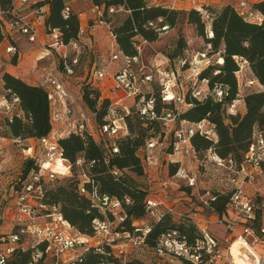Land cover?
Wrapping results in <instances>:
<instances>
[{"label": "built area", "instance_id": "built-area-1", "mask_svg": "<svg viewBox=\"0 0 264 264\" xmlns=\"http://www.w3.org/2000/svg\"><path fill=\"white\" fill-rule=\"evenodd\" d=\"M157 2L158 0L147 1L148 5H156ZM35 3V0H12L11 8L3 10L0 6L2 31L5 25L8 24L12 29L19 30L28 38L29 42H36L38 40L36 23L45 24L48 14L45 6L33 8L32 6ZM19 4L30 6L36 17L35 23L31 22L28 16L16 13ZM237 9L240 15L248 21H262L261 15L253 8V3L249 0L241 1ZM92 11L99 17L98 22L91 26V32L94 33L99 26L108 27L112 31V22L108 20V17L119 11H124V8L110 7L106 9L104 6L93 5ZM201 11L204 18L209 20L210 15L204 10ZM71 13V7L66 6L62 11V16L67 19ZM81 16L79 15V18ZM160 22L162 20H159ZM150 25L159 32L160 37L171 30L168 25L162 27L154 23ZM46 33L49 37L46 49L48 55L54 57L57 61L58 70L57 74L45 79L44 85L49 88L51 104L60 103L64 109L62 114L70 120L74 115L72 108L74 97L68 84L76 76V69L80 66L84 55H86L85 46L82 43L86 29L80 26L78 39L68 43L63 40L62 32L59 29H49ZM112 36L116 38L113 31ZM208 36L213 37L211 28L208 30ZM143 45H151V42L138 37V42L135 41L134 43L137 54L133 56H126L123 53L113 54L111 61L121 62L118 72L113 75L105 68L99 69L98 65L93 67L89 80L92 85L98 88L100 83L111 78L113 85L110 92L116 96L114 99L107 98L111 102L110 112L104 122L98 125V134H102L103 137L98 138L93 133L90 128V118L86 115H82L83 118L76 122L75 120L72 121L69 134L71 132L83 133L86 131L98 144L104 143L106 139H119L127 132L125 116L136 114L142 120L158 121L167 130L170 127L173 128L174 142L172 143L171 154H181L186 157L195 156L191 142L192 137L199 133L216 143L215 127L206 120L191 124L181 119V107L185 104L186 93L181 85V71L177 72L171 67L177 65L180 70L191 71L196 77V82L192 84L190 89L192 96L198 100L204 99L208 93L209 80H200L199 77L211 65L210 54L213 52V45L206 43L204 51L198 53V57L192 60L182 57L175 64H172L168 57L156 52L151 66L143 62ZM6 51L9 54L15 53L16 49L10 46ZM221 60V58L218 60L219 64H223ZM246 67H248V62L245 60L242 62L238 76L243 75ZM199 81L207 88L197 86ZM153 83H158L161 87V89L159 88L161 102L173 104V107L158 110V96L154 93L155 90L151 89ZM149 86L151 87L149 88ZM246 86L247 88L257 87L264 90V86L260 85L257 79L254 78L248 80ZM117 94H122V96ZM213 94L217 101H222L226 97V90L217 87L214 89ZM101 99L103 98L101 97ZM241 103H243V93H239L237 99L231 103L230 113H239ZM18 108V98L12 100L0 98V113L6 117L12 118ZM206 123L210 125L209 129L204 128ZM19 141L21 140L17 139V142ZM58 141L59 137L54 134L39 139L41 147L39 155H34L30 147L24 148L23 152L28 158L35 160L38 170L30 172L27 176L30 180L23 182L21 189L13 192L12 199L9 200L6 197L3 200L4 193L0 188V202L7 201V203H10V208L15 207L17 210L16 215H14V219L15 217L16 219L12 231L0 234V264H7L22 244L25 248L32 247L34 249L33 261L30 264H36L47 258L69 262L75 258L77 259L78 252L89 248L93 240H98L97 245L104 243L117 249V241L123 237L120 232L113 229V222L109 220H96L93 225V236L83 235L79 232L73 233L74 228L65 220L59 208L49 207L45 204L43 201L45 186L49 182L58 180L60 176L72 177L71 165H67V170L64 173L54 169V165L57 167L58 159L65 161ZM158 143V139H152L148 142L147 149L156 148ZM106 153L105 163L108 164L109 157L119 153V148L115 144L108 146ZM207 158L210 163L230 172L229 180L233 188L229 207L224 217H220L212 207V201L216 199L214 193L210 190H206L204 193L199 192L198 174L192 170L179 167L173 178L196 192L201 208L209 210L217 216L220 224L226 225L227 237L218 239L209 232L202 231L203 236L190 243L185 239H180L177 232H170L160 238L155 253L160 257L169 256L189 264H264V252L260 251L261 247L264 248V224L262 222L264 198L259 192H257L259 193L257 196H260V200L257 197L253 198L245 190L246 185L252 184L258 176L264 174L262 169L264 163V129H255L249 148L245 153L244 161L240 166L231 158H221L212 148L208 151ZM153 159L156 160L155 156L151 155L149 151L147 161L150 162ZM94 163V161L90 162V165ZM84 164V158H79L75 163L78 168H83ZM111 173L117 177L121 171L114 170ZM81 177L84 180L80 186L81 194L89 196L93 202L100 204L102 210L112 209L117 215L120 208L119 200L101 195L98 187L93 184L91 178L85 173H82ZM84 183L92 184V188L88 189ZM163 185L166 187L168 183L166 182ZM126 202L130 204V200H126ZM167 204L165 200L152 195H148L146 200L147 210L151 216L158 215L159 210H164L171 215L177 214V210ZM2 208L0 206V222L3 221ZM258 214L262 215L261 226L255 227L254 224ZM204 221L205 224H209L210 218H206ZM203 222L200 221V225ZM142 233L143 235L140 236L127 235L126 239H129L135 246L143 244L148 230H143ZM41 243L46 244L44 250L38 247ZM119 253L123 255L124 251Z\"/></svg>", "mask_w": 264, "mask_h": 264}, {"label": "trees", "instance_id": "trees-1", "mask_svg": "<svg viewBox=\"0 0 264 264\" xmlns=\"http://www.w3.org/2000/svg\"><path fill=\"white\" fill-rule=\"evenodd\" d=\"M91 2L93 5L104 6L106 9L122 7L129 12L127 18L119 26L112 28L119 50L126 56L137 54L134 43L138 42V37L149 42L159 40L160 34L150 25L151 23L158 24L160 27L168 25L171 29L179 27L180 24H190L195 27L199 37L213 45V52L210 55L222 57L223 64L210 65L201 73L200 80H209L208 93L204 99L198 100L193 98L189 90L185 104L181 107V119L191 124L206 120L215 127L216 143L199 133L192 137L195 156L205 154L208 160L207 153L212 148L221 158H231L240 166L244 161L255 129H264V90L254 87L255 91L245 96L243 94L245 108L243 113L232 114L229 108L231 103L237 99L238 94L243 93V87L247 88L248 79L244 80L241 87L238 76L243 61L248 62L253 78L264 86V0L253 4V8L262 17L261 22L246 20L240 15L238 9L231 5L220 9L206 6L204 11L210 15V19L206 20L200 10L183 11L148 5L146 0H91ZM0 6L3 10H7L12 7V0H0ZM40 6L49 7L45 22L47 31L59 29L66 43L78 39L79 15L72 11L70 16L64 19L62 11L66 5L63 0H41L32 7ZM111 19L112 16L108 17L109 21ZM159 20L162 22L159 23ZM209 24L213 37L208 36ZM4 39L5 35L0 22V43ZM174 46L173 52H164L172 64L183 57L187 42L180 35ZM2 80L5 94L0 98L8 100L18 98L19 110L22 112V115L15 112L12 118H5L9 136L20 140H39L51 135L53 123L49 92L41 86L29 85L8 73L2 74ZM217 87L226 90V97L222 101H217L214 97L213 91ZM154 93L158 96V110L173 107V104L161 102L159 91H154ZM101 97L99 88L90 84L83 88V101L90 110L97 114L100 124L108 116L111 105L109 99H101ZM99 105L101 110L98 109ZM125 124L127 132L111 143L106 139L104 143L98 144L86 131L71 132L68 136L59 138L58 143L63 151V158L68 165L72 166V172L74 168H78L75 165L77 160L84 158L83 168L78 169H82V173L91 178L101 195L116 198L120 202L117 218L114 210H102L100 204L93 202L89 196L81 194L80 186L84 182L81 177L82 173L78 180L70 179L66 185L49 182L45 186L43 201L49 207L59 208L65 220L83 235H94L93 225L96 220L111 222L119 220V231L130 236H140L143 235V228L135 222L143 221L147 216H151L146 205L148 193L137 188L132 181L125 178V170L130 169L140 176L143 175L144 168L138 152L146 142L148 144L152 139H158L155 134L148 136V130L162 129L163 126L158 121L142 120L136 114L125 116ZM161 134L164 138L167 135L171 138L169 146L171 153L174 131L163 128ZM114 144L119 148V153L110 156L106 164L107 147ZM93 161L95 163L90 165ZM171 167L176 168L175 173L179 169L178 164H172ZM262 169L264 172V163ZM32 170H38V166L34 159L27 158L23 164V177L28 176ZM114 170L121 171L119 176L115 177L111 173ZM22 184V181L21 186L18 187L11 184L12 191L20 190ZM84 184L88 189L92 188V184ZM213 193L216 199L212 201V207L220 217H224L229 207L232 191ZM257 197L260 200V196ZM126 200H130V204H127ZM151 217L156 219L149 226L144 243L154 252L160 238L170 232H177L180 239H185L190 243L203 236L202 230L196 224H177L173 216L164 210H159L158 215ZM261 218L262 215L258 214L255 227L261 226ZM38 247L44 250L46 244L41 243ZM33 254L32 247L25 248L22 244L7 264H30L33 261ZM77 256V259L69 262L53 259L52 264H133V262L123 263L116 250L104 243L80 250ZM44 262L45 260L42 259L36 264H45Z\"/></svg>", "mask_w": 264, "mask_h": 264}, {"label": "rangeland", "instance_id": "rangeland-1", "mask_svg": "<svg viewBox=\"0 0 264 264\" xmlns=\"http://www.w3.org/2000/svg\"><path fill=\"white\" fill-rule=\"evenodd\" d=\"M129 13H127L125 10L124 11H119L116 14L112 15V28L119 26L126 18ZM210 24L208 25V30H210ZM180 35L183 36L187 42V47L183 52V58H187V60H192L193 58L198 57V53H201L205 49V44L207 43L204 38L199 37L195 27H193L190 24H180L179 27L171 29L168 33L164 34L162 37L159 38L160 45H158L157 48L150 47L149 48V53H156L157 51H162V52H173L175 48V44L177 40L180 38ZM115 45V44H114ZM109 56L111 58L113 54V49L115 53H119L117 46H109ZM222 58V57H221ZM220 59L219 55H212L211 56V65L217 64L218 60ZM109 64H113L114 68L109 69L108 65H105L104 68L110 73L116 72L117 71V66L118 64L115 62L110 63V59L108 61ZM172 65V64H171ZM174 66V65H172ZM94 67V60H92L88 55H84L80 66L76 69V78H79L78 83L75 85H80L81 86V94L83 96V88L87 85L92 83L89 81L90 80V74L93 70ZM99 69H101V66H98ZM249 67H246L243 73L244 80H247L248 78H251L248 73H246V70ZM109 69V70H108ZM172 69V67H171ZM180 71V69H179ZM180 80H181V85L183 91L187 94V92L192 88V84L196 82V77L191 71H186V70H181L180 73ZM152 86V87H151ZM149 88L154 89L155 91H159V88L161 89L160 85L158 83H153ZM197 86L200 88H207L204 84H201L199 81L197 83ZM243 94L244 96L255 91L254 87L252 88H246L243 87ZM5 92L3 88L0 85V96L4 95ZM79 94V95H81ZM105 98V97H102ZM131 105V103H130ZM132 106V105H131ZM98 109L101 110L100 105L98 106ZM239 110L241 113L244 112V103H241L239 106ZM74 111L76 112L75 114V122L83 118L82 115H86V117L90 118V128L93 131V133L98 137L101 138L103 137L102 134H98V125L99 121L97 120V114H95L92 110H90L87 105L82 104L81 106H76L74 108ZM5 118L6 116L0 113V136H6L10 137L9 134L7 133V128L5 126ZM204 128L209 129L210 125L209 124H204ZM163 129V128H162ZM161 128H154L153 130L150 129L148 130L147 134L148 136L154 135L157 136L159 143L156 146V148L152 150L147 149V142L143 145L142 149L138 152L139 157L141 158L142 165L144 168V173L143 175H138L137 173L133 172L130 169L125 170V178L129 179V181H132L137 188L144 190L148 193V195H152L153 197L158 198L159 194L162 195L160 196V199L167 200L170 202L176 201L179 198H182V196L188 195L192 200L195 206H200L198 197L195 195L194 197H191L190 192L186 191V185L182 182H179L177 179L173 178V174L175 173L176 168H172V164H178V168L182 167L187 170H192L199 176V192L204 193L206 190H210L212 192L216 191H231L233 186L230 183L229 180V171L224 169V168H219L215 166L214 164L210 163L207 161L205 158V154H200L197 156H191V157H186L181 154H171L169 151V146L171 142V138L167 135L166 138L161 134L162 132ZM169 130L174 131L172 127L169 128ZM100 136V137H99ZM162 136L160 139L159 137ZM116 139L111 138L109 139V143L114 142ZM108 141V140H107ZM25 148V147H24ZM21 149V148H19ZM151 153L155 156L156 160H150V162L147 161V154ZM22 155V151L20 150L19 152ZM24 153V152H23ZM25 155V153H24ZM24 160L21 163V170L18 169L19 166L17 167V172L11 174L13 177L9 178V182L11 184L21 186V181L25 182L30 180L27 178V176L23 177V164ZM66 166L68 165L67 163L65 164ZM61 173L66 172V170H58ZM72 176H60L58 180H55L54 182H51L52 184H60V185H66L68 183V180L74 179L78 180L80 174L82 173V169L74 168ZM22 174V176H21ZM21 180V181H19ZM168 183L166 187H164L163 184ZM51 184V185H52ZM164 189L166 191H164ZM246 192L252 196L253 198L257 197V191L259 192L260 190L262 191L261 194H264V174L258 176V178L252 183L248 184L245 186ZM179 192H183V194H179ZM6 194V193H5ZM4 194V195H5ZM181 196V197H180ZM263 196V195H262ZM9 200L12 199V197H8ZM258 198V197H257ZM175 203H184V206H189V204L185 203L184 201L178 202L176 201ZM181 208V206H180ZM184 209V208H182ZM177 214L172 215L173 219L177 224L179 223H186L187 225L190 223H194V220L191 219V212L188 211H183L181 209H178L176 206ZM11 213L13 215V219H11L9 222H0V230H3V232H11L12 228L15 224V219L14 215H16L17 210L15 207H11ZM117 218L119 214L116 215ZM156 218L147 216L143 221L140 222H135L139 227H142L143 230H148L149 226L155 222ZM264 220V217H263ZM195 224V223H194ZM215 224L214 226L216 228L223 227L226 230V236L228 235L227 227L225 224H220L217 217L214 221ZM114 230L119 231V220H114L113 225H112ZM4 228V229H2ZM209 229V226L207 227ZM73 233H77V230L74 229L72 231ZM121 235L123 236L122 239L117 241L118 247L116 252L118 255L121 257V260L123 263H129L133 262V264H189L185 261L172 258L169 256H163L160 257L158 256L151 248L147 247L145 243L143 244H138L134 245L133 243L130 242L129 239H126V233H122L119 231ZM98 240H93L91 241L90 245L91 246H97ZM120 251H124L123 255H120ZM45 264H52L53 259L52 258H47L44 262Z\"/></svg>", "mask_w": 264, "mask_h": 264}, {"label": "crops", "instance_id": "crops-1", "mask_svg": "<svg viewBox=\"0 0 264 264\" xmlns=\"http://www.w3.org/2000/svg\"><path fill=\"white\" fill-rule=\"evenodd\" d=\"M41 0H35V2H39ZM66 6L71 7L72 11L78 15H82L80 20V26L86 29L85 36L82 38V43L85 46L86 55L94 60V65L101 66V69L104 68L105 65L109 64L108 61L111 58L109 56V46H117L119 53H122L119 50V46L117 44L116 38L112 36V31L110 28L105 26L97 27V30L93 33L91 32V26L96 24L99 20L97 14L93 13L92 8L93 4L91 1H84V0H63ZM148 1V0H146ZM243 0H158L156 3L157 6L172 8L176 10H183L189 11L192 9L196 10H204L206 6H211L213 8H223L225 6L231 5L235 8L239 7L240 2ZM253 4L260 2L262 0H249ZM45 10L47 14H49V7L45 6ZM16 13L19 15L28 16L31 22H36V17L30 6H25L19 4L16 8ZM128 13V12H127ZM128 16V15H127ZM112 21V19H111ZM36 27L38 30V40L36 42H29L28 38L24 36L19 30L12 29L8 24L5 25L3 29V33L5 35V39L0 43V85L3 88V80L2 74L8 73L16 78L23 80L25 83L32 85V86H41L47 91L49 90L48 87L44 85V81L46 78L50 76H54L57 74L58 64L54 57L48 55L46 45L49 43V37L47 36L46 26L42 23H36ZM160 41V40H159ZM151 42V45H143L142 47V56L143 62L148 66L153 65L154 62V54L149 53V48L154 47L157 48L160 45V42ZM115 44V45H114ZM12 46L16 49L15 53H7V49ZM164 55V52L157 51ZM113 54H115L113 49ZM112 54V55H113ZM165 56V55H164ZM118 64L117 71L121 66V62H115ZM109 69L114 68L113 64L108 65ZM108 69V70H109ZM172 69H175L179 72V67L174 65ZM181 71V70H180ZM116 72L111 73L112 75ZM246 73L250 75L251 80L253 78L252 72L249 68H247ZM245 76H239L240 84L244 81ZM79 78H72L69 81V89L71 94L74 97L73 102V110L76 106H81V103L84 104L83 96L81 94V86L75 85L78 83ZM113 85V80L106 79L104 82L98 85V88L102 94V97L114 99V96L110 90ZM81 94V95H79ZM118 96H122V94H117ZM131 103V102H129ZM64 109L62 108L60 103H52L51 104V116H52V123H53V131L52 134L58 136L59 138H64L69 135L71 131V123L75 119L76 112L74 111V115L70 118V120L64 116L63 113ZM245 111V110H244ZM18 114L22 115V112L19 108L16 110ZM79 120V119H78ZM25 148H32V153L34 155H39L41 153V147L39 145L38 139H27L21 140L17 142V139H13L12 137L0 136V188L2 193H6L3 195L4 198L13 197V191L11 188V182H9V178L13 176L11 174L16 173L18 169L21 170V163L22 161L26 160L28 157L24 155L23 150ZM21 148V149H19ZM20 150L22 151V155L19 153ZM27 154V153H26ZM32 154V155H33ZM19 168L17 169V167ZM54 169L56 170H65L63 169V165L60 163L55 166ZM67 170V169H66ZM187 187V186H186ZM164 191H166L164 189ZM188 194L192 192L190 195L194 197L196 192H193L191 189L186 190ZM258 192V191H257ZM262 193L260 190L259 193ZM262 197L264 198V194ZM179 194H183V192H179ZM162 197L159 194V197ZM181 197V196H180ZM9 199V198H8ZM168 204L174 207L176 210V206L178 209L183 211L191 212V219L194 220V223L200 226L202 231H207L211 235L215 236L218 239L226 238V230L223 227L216 228L213 224L216 215H213L209 210H203L199 206H195L193 200L188 196L184 195L182 198L177 199L176 201L189 204V206H184V203H175L176 201L170 202L165 200ZM0 206L3 207L2 218L3 222L7 223L11 219H13V215L11 213L10 203L1 201ZM181 206V208H180ZM184 208V209H182ZM1 217V214H0ZM264 217V215H263ZM206 218H210V223L205 224L204 220ZM203 222L201 225L199 222ZM264 224V220L262 219ZM209 226V229L207 228ZM199 227V228H200ZM4 229V228H2ZM5 233L3 230H0V234ZM261 252H264V248H260Z\"/></svg>", "mask_w": 264, "mask_h": 264}, {"label": "bare ground", "instance_id": "bare-ground-1", "mask_svg": "<svg viewBox=\"0 0 264 264\" xmlns=\"http://www.w3.org/2000/svg\"><path fill=\"white\" fill-rule=\"evenodd\" d=\"M221 63H223V60H221ZM58 163H60L61 165H63V169H67V166L65 165L66 163H65V161L63 160V159H58V161H57V164ZM56 165H54V167H55ZM52 167V166H51Z\"/></svg>", "mask_w": 264, "mask_h": 264}]
</instances>
